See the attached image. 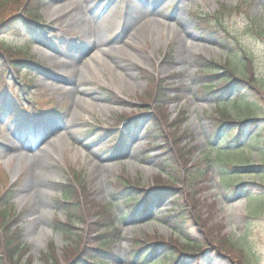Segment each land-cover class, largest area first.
Returning a JSON list of instances; mask_svg holds the SVG:
<instances>
[{
	"label": "rangeland",
	"instance_id": "obj_1",
	"mask_svg": "<svg viewBox=\"0 0 264 264\" xmlns=\"http://www.w3.org/2000/svg\"><path fill=\"white\" fill-rule=\"evenodd\" d=\"M72 1L73 9L62 15L71 0H44L31 32L14 28L23 10H0V17L13 22L7 34L0 31V43L40 66L20 79L11 72L2 78L0 71V198L13 184L9 219L3 223L0 217V227L14 225L11 238L26 245L21 264H72L78 257L93 262V248L104 240L98 228L109 221H116L121 233L109 246L116 257L112 264H131L139 245L134 240L147 235L179 246L201 241L212 250L208 258L215 264H241L238 251L245 252L250 264H264V191L233 193L231 188L264 183V169L228 171L223 165L264 163V105L250 97L236 99L231 87L221 107L236 119L252 108L262 118L263 134L257 137L259 128L246 131L243 150L222 142L223 135L212 140L220 103L202 95L196 66L205 56L227 61L236 75L245 76L248 55L264 90V0ZM180 13L183 25L177 21ZM207 21L226 46L200 34L197 25L208 26ZM161 90L168 93L163 101ZM112 94L123 102L111 100ZM46 108L57 111L49 116ZM130 114L136 118L119 126ZM152 130L163 138L151 141L147 131ZM116 133L120 141L114 139ZM171 157L181 165L199 166L205 175L196 195L199 209L187 208L198 226L189 216L187 228L169 219L177 215L173 198L152 197L148 212L138 209L134 218L128 216L125 200L114 198L115 184L121 190L127 183L149 188L161 179L170 184L174 173L163 165ZM70 178L82 192L69 195L78 218L77 236L68 245L53 220L67 215L55 201ZM175 184L171 187L178 189L180 203H187L189 197L180 191L184 186ZM163 258L161 250L152 252L149 263L163 264ZM3 260L8 261L6 256Z\"/></svg>",
	"mask_w": 264,
	"mask_h": 264
},
{
	"label": "trees",
	"instance_id": "obj_2",
	"mask_svg": "<svg viewBox=\"0 0 264 264\" xmlns=\"http://www.w3.org/2000/svg\"><path fill=\"white\" fill-rule=\"evenodd\" d=\"M42 0H0V10L2 14H11L13 11L23 10V13L19 15L14 21L15 23L23 24L24 27H32L34 23L39 18L40 8H41ZM11 18V17H9ZM13 23V22H12ZM11 23V24H12ZM10 20H5V17H0V31H2L1 35L7 34L10 31ZM16 25L14 24V28ZM4 29V30H3ZM211 32H216V29L210 31L208 37L216 42L217 44H222V39L217 35V38L212 35ZM205 33V32H204ZM261 38L264 39V34H261ZM0 71L2 78L8 72L9 68H12L13 71L20 76L23 68H31L34 66L32 60H28L25 53L22 51H13L10 49H5L4 45L0 43ZM198 66H200L199 73L197 74L198 79H200L201 84V93L205 97H214L218 101H222L223 97H225L230 91L231 87H235L236 94L235 96L240 99L244 98H252L257 103H262L264 105V90L260 87L258 79L254 75V64L253 60L250 56L245 55L244 64L246 69L245 76L236 75V73L232 70L228 62L221 63L212 60H206L204 57L199 58L197 60ZM215 81H219V84H215ZM223 88V89H222ZM161 101L167 99L168 93L166 95L165 91H160ZM116 98V100H121L120 98ZM163 108H159L158 111H162ZM217 117L216 123L213 125V139H217L220 135H224V139L226 144L229 146H238L239 148L242 146L241 142H243V137L245 135V131L259 128L261 126L262 118H259L257 113L249 107V110L243 113V116L239 119H234L228 110L222 109L220 107L217 108ZM262 127V126H261ZM150 137L153 139V136L156 139H162V134H156L155 131L152 130L149 132ZM261 136V132L258 135V138ZM232 150V149H229ZM228 150V152H229ZM177 154V153H176ZM180 156H184L183 153H180ZM178 156V154H177ZM172 165L167 163L165 165L166 168H169L174 173V178L170 179V184H162L161 179L154 187L149 188H140L136 184H122V190L119 189L117 191V196H126L127 200H129V211L132 215L136 214V208L140 203H144L146 206L143 209L144 213L147 212L148 202L151 200V196L164 197L169 196L174 198L173 201V209L176 216H172L169 219H177V223H183V227L187 228L188 224L186 223V217L188 214L187 207L199 209L200 198H196L197 193L199 192L200 182L202 178H205L204 173L201 168L196 165H181L177 161H175L172 157L169 160ZM209 163L210 169L213 166V159L210 157L206 160ZM225 168L230 170L241 171L242 169L252 171H257L258 169H264L263 164H241L239 166H234L233 164L224 163ZM164 167V168H165ZM206 167L203 165L202 169ZM264 171V170H263ZM262 171V172H263ZM129 182V181H128ZM178 182L182 186L183 194L189 198H187V203H180L181 199H178V189L171 187L176 185ZM232 192L238 193L242 190L246 194L254 193L256 191H264V186L256 185L255 187L250 186L248 184L242 185H231ZM68 195L73 193V189L71 185L67 189ZM138 195V196H135ZM5 195L0 199V207L2 210L0 211V217L3 223H5V213L7 210L5 208ZM64 207V204H62ZM69 211V210H68ZM170 216V215H169ZM186 216V217H185ZM193 219L191 216H189ZM78 218V214L73 211L68 218L69 225L62 224L60 221H56V229L58 231L63 232V234L71 241L77 235L73 232V224L74 221ZM196 223L197 221L193 219ZM0 228V264H21L22 255L25 252L24 248L16 239L13 237L11 225H5ZM103 229L104 233L101 239H104L101 242V245L98 246L95 250L99 255L105 256L106 260L104 262L95 263V264H111L113 258L112 251L109 249V246H112V242L116 241L120 237V230L116 227V222L109 221L108 223L100 224V228L98 231ZM106 229V231H105ZM8 231V232H7ZM188 239H190V234H187ZM211 246L214 247L213 239L206 240ZM135 243H138V247L136 252H133L131 258V262L140 260V263L147 264L149 261V251L150 253L158 251L161 249L164 252V262L163 264H215L211 258H208L210 255L211 249H206L204 247L203 242L189 240L186 241L182 246L177 245L176 243H172V241L166 242L162 239L153 238L151 235H147L145 238L137 237L134 240ZM213 250H216L213 248ZM219 251V250H218ZM222 252V250H220ZM226 252L232 253V251L224 250ZM239 256L237 257L241 264H250L249 259L247 258L244 251H238ZM113 255V256H112ZM6 256L7 262L3 260V257ZM41 258L48 260L49 258L46 255H41ZM78 261L72 264H80L85 263L81 257L77 258ZM31 262H29L30 264Z\"/></svg>",
	"mask_w": 264,
	"mask_h": 264
},
{
	"label": "bare ground",
	"instance_id": "obj_3",
	"mask_svg": "<svg viewBox=\"0 0 264 264\" xmlns=\"http://www.w3.org/2000/svg\"><path fill=\"white\" fill-rule=\"evenodd\" d=\"M80 3H81V1L82 0H78ZM104 0H101V2H103ZM63 8H65L64 10H66L65 12H63L62 13V15H65V13L68 11H71V9H73V1L71 0V2H69L68 4H65L64 6H63ZM154 14H155V12H154ZM153 20V23H155V25H158V22H157V20L155 19H152ZM180 20H182V16H181V13L179 14V17L177 18V21L178 22H180ZM131 21V20H130ZM134 21L135 20H133V23H132V25L133 24H135L134 23ZM132 22V21H131ZM179 24H181V25H183L181 22L179 23ZM175 26V25H174ZM137 33V32H136ZM171 33V30H169V34ZM169 36H171V34L169 35ZM131 39V38H130ZM18 170H19V167L18 168H15L14 170H13V177H14V175L16 176L19 172H18ZM36 240H38L37 239V237L35 238Z\"/></svg>",
	"mask_w": 264,
	"mask_h": 264
}]
</instances>
